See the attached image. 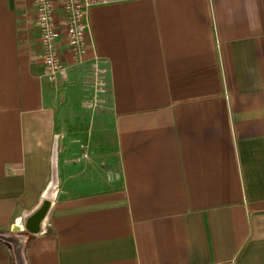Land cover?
I'll return each instance as SVG.
<instances>
[{
    "label": "crops",
    "instance_id": "1",
    "mask_svg": "<svg viewBox=\"0 0 264 264\" xmlns=\"http://www.w3.org/2000/svg\"><path fill=\"white\" fill-rule=\"evenodd\" d=\"M87 22L48 80L35 1L0 0V235L38 203L55 144L26 264H264V0L119 1Z\"/></svg>",
    "mask_w": 264,
    "mask_h": 264
},
{
    "label": "built area",
    "instance_id": "2",
    "mask_svg": "<svg viewBox=\"0 0 264 264\" xmlns=\"http://www.w3.org/2000/svg\"><path fill=\"white\" fill-rule=\"evenodd\" d=\"M34 1L44 75L48 80H54L56 74L63 70L57 40L61 38L72 55L79 57L85 49L88 34V9L94 5L128 0H57L59 17L55 0ZM98 82L102 85L101 81Z\"/></svg>",
    "mask_w": 264,
    "mask_h": 264
},
{
    "label": "water",
    "instance_id": "3",
    "mask_svg": "<svg viewBox=\"0 0 264 264\" xmlns=\"http://www.w3.org/2000/svg\"><path fill=\"white\" fill-rule=\"evenodd\" d=\"M56 154V146L54 144L51 159L50 180L41 194V198L38 203L31 210L25 211L21 214V216L15 218L9 228L11 234L0 235V238L8 242L12 247L14 264H26L23 252L24 242L22 236L20 237L18 232L26 230L29 233L38 235L47 231L49 213L52 209L58 191Z\"/></svg>",
    "mask_w": 264,
    "mask_h": 264
},
{
    "label": "rangeland",
    "instance_id": "4",
    "mask_svg": "<svg viewBox=\"0 0 264 264\" xmlns=\"http://www.w3.org/2000/svg\"><path fill=\"white\" fill-rule=\"evenodd\" d=\"M19 233V232H18Z\"/></svg>",
    "mask_w": 264,
    "mask_h": 264
}]
</instances>
